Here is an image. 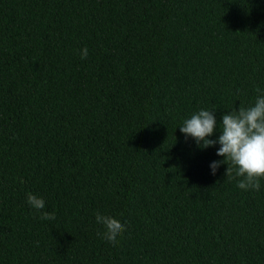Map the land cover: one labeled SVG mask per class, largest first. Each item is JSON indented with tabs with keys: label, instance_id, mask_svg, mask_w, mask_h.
<instances>
[{
	"label": "trees",
	"instance_id": "obj_1",
	"mask_svg": "<svg viewBox=\"0 0 264 264\" xmlns=\"http://www.w3.org/2000/svg\"><path fill=\"white\" fill-rule=\"evenodd\" d=\"M257 87L264 0H0V264H264V180L179 130Z\"/></svg>",
	"mask_w": 264,
	"mask_h": 264
},
{
	"label": "clouds",
	"instance_id": "obj_2",
	"mask_svg": "<svg viewBox=\"0 0 264 264\" xmlns=\"http://www.w3.org/2000/svg\"><path fill=\"white\" fill-rule=\"evenodd\" d=\"M81 59L88 56L87 47L80 50ZM258 93L253 104L240 105L221 115L219 130L216 109H201L183 121L180 132L187 139L191 137L201 149L219 145L216 155L223 159L213 161L209 167L215 175L221 164L227 165L224 175L228 179H237L241 190L259 191L264 180V90L256 88ZM219 135L213 139L214 134ZM27 204L40 214L42 220H54L55 212L45 211V201L31 192L26 197ZM96 223L104 229L97 235L112 246L119 243V237L126 232V222L97 213Z\"/></svg>",
	"mask_w": 264,
	"mask_h": 264
}]
</instances>
